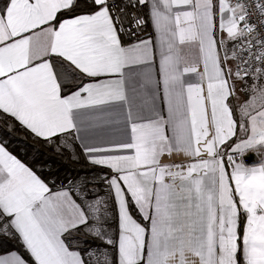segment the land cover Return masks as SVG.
Here are the masks:
<instances>
[{
	"label": "snow or ice",
	"instance_id": "snow-or-ice-1",
	"mask_svg": "<svg viewBox=\"0 0 264 264\" xmlns=\"http://www.w3.org/2000/svg\"><path fill=\"white\" fill-rule=\"evenodd\" d=\"M0 264H264V0H0Z\"/></svg>",
	"mask_w": 264,
	"mask_h": 264
},
{
	"label": "trees",
	"instance_id": "trees-1",
	"mask_svg": "<svg viewBox=\"0 0 264 264\" xmlns=\"http://www.w3.org/2000/svg\"><path fill=\"white\" fill-rule=\"evenodd\" d=\"M12 147L18 150L23 159H27L29 161H31L35 154L33 141L31 139L25 138L22 133L14 139Z\"/></svg>",
	"mask_w": 264,
	"mask_h": 264
},
{
	"label": "crops",
	"instance_id": "crops-1",
	"mask_svg": "<svg viewBox=\"0 0 264 264\" xmlns=\"http://www.w3.org/2000/svg\"><path fill=\"white\" fill-rule=\"evenodd\" d=\"M252 162H254V161H252ZM251 163V162H250Z\"/></svg>",
	"mask_w": 264,
	"mask_h": 264
},
{
	"label": "water",
	"instance_id": "water-1",
	"mask_svg": "<svg viewBox=\"0 0 264 264\" xmlns=\"http://www.w3.org/2000/svg\"><path fill=\"white\" fill-rule=\"evenodd\" d=\"M250 162H252V161H250Z\"/></svg>",
	"mask_w": 264,
	"mask_h": 264
}]
</instances>
